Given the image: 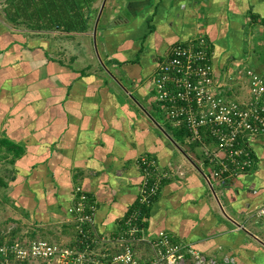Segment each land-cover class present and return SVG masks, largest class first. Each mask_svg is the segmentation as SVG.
<instances>
[{"label": "crops", "instance_id": "obj_1", "mask_svg": "<svg viewBox=\"0 0 264 264\" xmlns=\"http://www.w3.org/2000/svg\"><path fill=\"white\" fill-rule=\"evenodd\" d=\"M93 8L84 33L0 18V217L22 223L18 235L74 244L69 210L80 185L96 203L98 232L115 237L136 204V160L146 155L172 173L148 209L146 236L165 231L207 256L264 264V135L252 138L249 172L215 180L204 145L163 121L152 84L170 47L201 36L218 76L239 66L264 76V0Z\"/></svg>", "mask_w": 264, "mask_h": 264}, {"label": "built area", "instance_id": "obj_2", "mask_svg": "<svg viewBox=\"0 0 264 264\" xmlns=\"http://www.w3.org/2000/svg\"><path fill=\"white\" fill-rule=\"evenodd\" d=\"M209 48L204 37L173 45L159 62L152 84L164 121L184 130L191 143L204 145L205 160L215 166L209 174L225 182L254 165L252 138L264 135V79L240 66L217 76ZM137 165L143 181L136 205L115 237L98 232L96 203L76 185L69 212L79 247L47 239L3 241L0 264L13 259L41 264H235L231 256H207L165 231L145 235L142 211L153 204L172 173L147 156L138 158ZM176 174L183 176L181 171ZM139 246L148 253L139 254Z\"/></svg>", "mask_w": 264, "mask_h": 264}, {"label": "trees", "instance_id": "obj_3", "mask_svg": "<svg viewBox=\"0 0 264 264\" xmlns=\"http://www.w3.org/2000/svg\"><path fill=\"white\" fill-rule=\"evenodd\" d=\"M7 1H8V6L7 9L5 10L6 13L5 15H6V19H8V21L10 22L19 23V24L25 23L28 26L37 30H58L64 33H84L87 32L90 28V23L94 18L93 6L98 0H7ZM204 38L209 42V46H210L209 56L211 57V61H212L211 43L208 40V38L206 37ZM261 77L264 79V76L261 75ZM165 124L168 123L165 122ZM177 131L180 132L179 134L181 136L187 135V133L184 130L177 129ZM156 198H154V201L156 200ZM148 209L149 208H146L143 209L142 211L145 218ZM11 235L13 239L6 237V235L0 237V243H2L3 241L23 242L24 240H27L24 237L21 238L22 236L21 235L19 236L15 231H12ZM38 239L39 238H36L34 240H38ZM40 239H45V238H40ZM27 241H32V239ZM73 243L74 244L65 243L62 245L68 247H74L75 245H78L76 239H74Z\"/></svg>", "mask_w": 264, "mask_h": 264}, {"label": "rangeland", "instance_id": "obj_4", "mask_svg": "<svg viewBox=\"0 0 264 264\" xmlns=\"http://www.w3.org/2000/svg\"><path fill=\"white\" fill-rule=\"evenodd\" d=\"M7 6H8L7 0H0V18H2V20H4V21L7 20L6 15H5L6 14L5 10L7 9ZM98 10L99 9H94L93 16H95L98 13ZM7 216H8V213L5 211V214H3L0 217V237L6 235V237L13 239L11 232L14 229L19 230L18 232H20V230L24 229V227L22 226L23 225L22 223L14 224L11 221H7ZM28 232H29L28 234L26 233V235H23L21 238L24 237L27 240H31V239L34 240L36 238L40 239L39 232H36L34 230H29ZM19 236H20V234H19ZM75 239L77 240V235H76ZM58 241H60V242H56V243L60 244L61 240H58ZM77 246L79 247V245H77ZM9 264H41V262H31L30 260H28V262H25V261H19L17 259H13L11 262H9Z\"/></svg>", "mask_w": 264, "mask_h": 264}]
</instances>
